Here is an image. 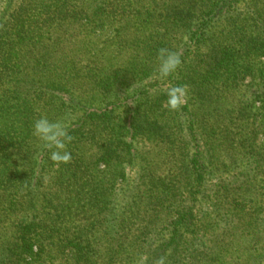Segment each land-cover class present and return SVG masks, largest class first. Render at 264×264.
Wrapping results in <instances>:
<instances>
[{
	"label": "trees",
	"instance_id": "trees-1",
	"mask_svg": "<svg viewBox=\"0 0 264 264\" xmlns=\"http://www.w3.org/2000/svg\"><path fill=\"white\" fill-rule=\"evenodd\" d=\"M0 264H264V0H0Z\"/></svg>",
	"mask_w": 264,
	"mask_h": 264
},
{
	"label": "clouds",
	"instance_id": "clouds-1",
	"mask_svg": "<svg viewBox=\"0 0 264 264\" xmlns=\"http://www.w3.org/2000/svg\"><path fill=\"white\" fill-rule=\"evenodd\" d=\"M157 60L156 72L160 78L169 77L181 64L180 56L167 48L159 50ZM166 96L169 109L177 110L186 102L187 88L186 86H172L167 90ZM32 135L49 152V158L54 164L59 166L71 161L72 155L67 150V145L72 137L62 122L52 121L41 115L32 124Z\"/></svg>",
	"mask_w": 264,
	"mask_h": 264
}]
</instances>
